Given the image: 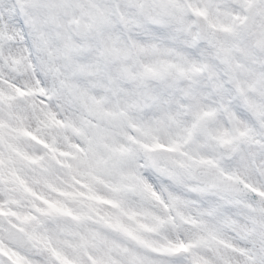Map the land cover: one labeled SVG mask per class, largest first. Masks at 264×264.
Listing matches in <instances>:
<instances>
[{"label": "snow or ice", "instance_id": "6c2138e0", "mask_svg": "<svg viewBox=\"0 0 264 264\" xmlns=\"http://www.w3.org/2000/svg\"><path fill=\"white\" fill-rule=\"evenodd\" d=\"M0 264H264V0H0Z\"/></svg>", "mask_w": 264, "mask_h": 264}]
</instances>
